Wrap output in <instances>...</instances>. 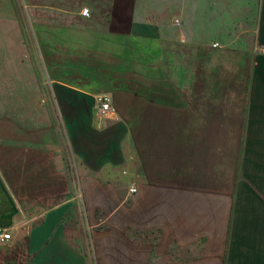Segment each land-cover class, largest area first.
I'll list each match as a JSON object with an SVG mask.
<instances>
[{"label":"crops","instance_id":"0c3cea01","mask_svg":"<svg viewBox=\"0 0 264 264\" xmlns=\"http://www.w3.org/2000/svg\"><path fill=\"white\" fill-rule=\"evenodd\" d=\"M23 4L0 32V264H264V0Z\"/></svg>","mask_w":264,"mask_h":264},{"label":"rangeland","instance_id":"374dc122","mask_svg":"<svg viewBox=\"0 0 264 264\" xmlns=\"http://www.w3.org/2000/svg\"><path fill=\"white\" fill-rule=\"evenodd\" d=\"M22 14H25L23 0H0V32L5 34V44H12V42L9 41V35L15 34V30L29 27L28 24L22 21ZM6 35H8L9 38ZM186 70L187 69L183 70L184 74L181 72L179 75L182 82L187 80L185 77ZM179 91L183 93L190 92L191 84H181Z\"/></svg>","mask_w":264,"mask_h":264},{"label":"built area","instance_id":"2783aa9c","mask_svg":"<svg viewBox=\"0 0 264 264\" xmlns=\"http://www.w3.org/2000/svg\"><path fill=\"white\" fill-rule=\"evenodd\" d=\"M82 15L84 17H89V10H83ZM214 47H218V45H214ZM264 53V50H263ZM115 114V110L113 107V101L110 96L104 95L98 98L97 108L95 111V117L98 125H102L108 119H111ZM131 193H135L136 189L130 190ZM12 241V236L8 231L0 230V246L9 245Z\"/></svg>","mask_w":264,"mask_h":264}]
</instances>
